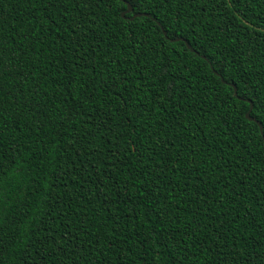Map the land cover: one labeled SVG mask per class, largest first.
I'll return each instance as SVG.
<instances>
[{"label": "trees", "instance_id": "1", "mask_svg": "<svg viewBox=\"0 0 264 264\" xmlns=\"http://www.w3.org/2000/svg\"><path fill=\"white\" fill-rule=\"evenodd\" d=\"M125 1L0 0V264H264V0Z\"/></svg>", "mask_w": 264, "mask_h": 264}, {"label": "water", "instance_id": "2", "mask_svg": "<svg viewBox=\"0 0 264 264\" xmlns=\"http://www.w3.org/2000/svg\"><path fill=\"white\" fill-rule=\"evenodd\" d=\"M121 1H123L124 3H125V5H126V9H125V11H123L122 13H121V16L124 18L125 17V14L126 13H129V12H131L132 10H133V7H132V5L129 3V2H127V1H125V0H121ZM142 14H139V13H136V14H134L133 15V17L131 18V19H133L134 17H138V16H141ZM164 32V31H163ZM165 33V32H164ZM177 40H181V41H184L185 42V44H186V46H187V48L190 50V51H193V52H195L196 54H198L196 51H194V49H192V47L188 44V42H186L183 38H176V39H174V41H177ZM201 57L203 58V59H206V57L204 56V55H201ZM212 68V67H211ZM212 72L213 73H216V71L212 68ZM217 74V73H216ZM219 75V74H218ZM220 76V75H219ZM220 78H221V81L223 82V83H225V80L220 76ZM232 87H233V90H234V94H235V96H237V89H236V86L234 85V84H232V83H229ZM247 102H249L250 103V108H249V110L246 112V118L247 119H249V120H252V121H255V119H253L251 116H250V110H251V108H252V103H251V101L250 100H246ZM256 123H257V125L259 126V128H260V131H261V134H262V136H263V133H262V126H261V124H260V122H258V121H255ZM263 140H264V138H263Z\"/></svg>", "mask_w": 264, "mask_h": 264}]
</instances>
